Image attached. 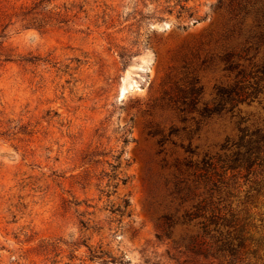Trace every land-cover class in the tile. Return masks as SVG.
<instances>
[{
	"label": "rangeland",
	"instance_id": "1",
	"mask_svg": "<svg viewBox=\"0 0 264 264\" xmlns=\"http://www.w3.org/2000/svg\"><path fill=\"white\" fill-rule=\"evenodd\" d=\"M49 8L0 50V264H232L215 207L264 249V0Z\"/></svg>",
	"mask_w": 264,
	"mask_h": 264
},
{
	"label": "trees",
	"instance_id": "2",
	"mask_svg": "<svg viewBox=\"0 0 264 264\" xmlns=\"http://www.w3.org/2000/svg\"><path fill=\"white\" fill-rule=\"evenodd\" d=\"M51 0H0V50L3 39L10 29L25 30L38 29L46 31L50 28L52 20L60 18L59 13H54L53 17L49 8ZM212 222L207 228V239L197 245L198 251L212 256L219 261L225 258L223 253L231 256L232 264H264V249L258 244H252L253 241L246 228L239 226V221L230 226L226 223V217L221 216L219 210L212 209ZM224 222V223H223ZM209 226V225H208ZM213 226V227H212ZM235 241L237 242L235 245ZM228 244L234 246L233 249L221 246ZM254 249V250H253ZM253 250V251H252ZM255 256V262H251L249 255ZM97 255H93L96 258ZM257 262V263H256Z\"/></svg>",
	"mask_w": 264,
	"mask_h": 264
}]
</instances>
